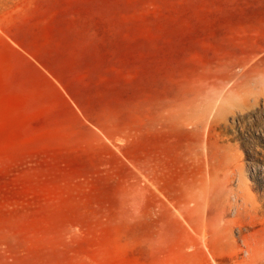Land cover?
<instances>
[{"label":"rangeland","instance_id":"1","mask_svg":"<svg viewBox=\"0 0 264 264\" xmlns=\"http://www.w3.org/2000/svg\"><path fill=\"white\" fill-rule=\"evenodd\" d=\"M0 264H264V0H0Z\"/></svg>","mask_w":264,"mask_h":264},{"label":"crops","instance_id":"2","mask_svg":"<svg viewBox=\"0 0 264 264\" xmlns=\"http://www.w3.org/2000/svg\"><path fill=\"white\" fill-rule=\"evenodd\" d=\"M24 52H25V54L27 55V49H26V48H24Z\"/></svg>","mask_w":264,"mask_h":264}]
</instances>
